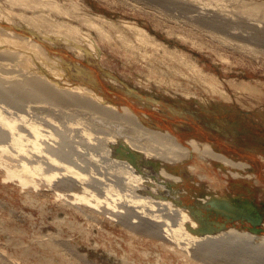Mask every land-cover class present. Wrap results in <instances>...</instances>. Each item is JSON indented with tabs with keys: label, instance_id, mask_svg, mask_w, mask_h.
Returning <instances> with one entry per match:
<instances>
[{
	"label": "rangeland",
	"instance_id": "rangeland-1",
	"mask_svg": "<svg viewBox=\"0 0 264 264\" xmlns=\"http://www.w3.org/2000/svg\"><path fill=\"white\" fill-rule=\"evenodd\" d=\"M133 24L143 28L148 36L139 34ZM0 30V35L7 31L13 40L1 47L0 63L4 61L7 70L17 73V81H23L20 71L36 69L59 88L80 86L90 90L118 115H92L90 111L79 114L74 108L39 99L24 100V108L31 104L50 107V114L44 112L46 108L38 112L51 117L56 127L70 122L84 129L95 140L91 144L99 147V152L92 145L81 150L87 161L78 160L81 167L74 168L89 179H85V184L70 188L64 183L69 176L60 175V180L53 178L48 182L36 175L40 190L32 186L21 188L17 180H2L6 175L4 165L16 167L15 162L19 164L22 156L17 151L15 154L12 147L8 148L14 153L6 152L19 154V158L0 152V161L9 158L7 163L2 161L5 169L0 162V264H264V247H234L222 255L218 250L213 256H202L198 246L170 249L172 242L155 232H144L142 222L126 226L123 218L116 217L124 214H110L122 209L116 203L120 202L118 197L127 193L122 191V184L116 186V178L117 183H124L118 180L124 178L122 175L129 181L133 177L138 180L142 168L150 167L151 184L158 181L169 188L158 192L160 197L187 209L198 219L206 218L216 227L206 234L232 228L241 233L247 231L254 244L264 239V0H0ZM37 59H42L43 66ZM7 102L11 101L0 95V110L7 108ZM124 108L135 112L133 119L149 130L174 135L189 152L179 159L168 156L170 152L165 147L158 148L161 156L139 154V150L123 142L131 139L135 145H142L144 141L142 147L149 149L155 144L147 145L151 136L137 127L136 136L134 131V138L131 136L135 126L127 124L133 120L124 118ZM10 110L12 114L16 111ZM88 115L103 118L93 120ZM118 124L121 129L128 127L127 134L123 136ZM111 133L117 140L111 144L113 149L105 141L112 138ZM70 134L66 133L68 150L70 142L76 145L77 140ZM190 140L199 146L209 144L231 165L221 159L202 157L191 148ZM152 148L155 150L156 146ZM126 151L131 166L126 164L128 158L122 160L124 153L127 157ZM9 162L14 163L11 166ZM41 166L44 170V164ZM132 166L137 177L129 171ZM161 170L171 177L177 173L178 179L162 176ZM89 175L102 177L118 190L107 199L112 204L109 214L106 209L105 214L101 212L105 202L97 206L94 198H89L94 193L99 198L104 196L95 189ZM61 180L64 184L55 182ZM82 185L87 187L85 194H90V204L79 200L74 204L73 193L85 195ZM212 194L242 206V212L230 214L233 212L225 204L222 209L221 204L201 201ZM127 195L124 198H129ZM246 214L255 217V221Z\"/></svg>",
	"mask_w": 264,
	"mask_h": 264
},
{
	"label": "bare ground",
	"instance_id": "bare-ground-1",
	"mask_svg": "<svg viewBox=\"0 0 264 264\" xmlns=\"http://www.w3.org/2000/svg\"><path fill=\"white\" fill-rule=\"evenodd\" d=\"M132 27L134 29H137L139 34H141L143 36H146V35L148 36V34L145 32V30L143 28L137 26L136 24H133ZM2 32H3V30H2ZM6 32H5V35H3L2 33H1V35H3V36L0 35V49L4 48L3 46H5L4 45L5 42H12L13 41V40L9 39V38H11V36L6 35ZM7 37H8V39H7ZM26 41H28V40H26ZM26 41H24V42H26ZM22 45H23V43H22ZM1 47H3V48H1ZM46 59L48 60L49 58H46ZM50 60H49V62H50ZM41 61H42V59L38 60V62H40V63H41ZM44 62H45V59H44ZM52 63H53V61H52ZM5 64L6 63L4 61L0 63V95L4 99H7L8 101H11V102L10 103L7 102L8 103V106H7L8 109L5 108V106H4L3 108L1 107L2 109L0 110V152H1V154H3V152L5 154L8 153L7 156L11 155L14 158V155L16 154V151H17V153H19L22 157H20V159H18L19 162H20L19 164H17V162H15L16 163V167L14 165V168L10 167V166H8L6 164H5L6 166L4 165V163H7V160L9 159L8 157H7L8 159L2 160V161H4V163H2V161H0L2 163V168L5 169L4 167H6V170H5L6 172H4L6 175L4 174L5 177L2 180H4V181H6V180H8V181L9 180L10 181L11 180H17V182L21 186V188H27L29 186H32L36 190L39 187V184L36 182V179H34V176H36V175L40 176V177L37 176L38 178H41L43 180L46 179V181H48V182L49 181L51 182L53 178H58L59 179L60 175H62L63 177H66V176L68 177L69 176L68 178H65V179L63 178V179H64V183L67 184V186H68V184L71 185V187L68 186L70 188L77 187L78 184H83V183L85 184V179L87 178L86 175H83L81 172L77 171L76 168H74V167L76 166L77 169L79 167H81V165L79 164L80 161L78 162V160H81L83 163H85L87 161L86 157H85V154H82V153H84V152H82V151H84L82 149L84 147L85 148H87V147L92 148L89 145H92L91 142L95 141V140L94 139H90L88 137L89 133L86 134L84 129H80L81 127L79 128L76 125L74 126L73 123L69 122V124H67V125L66 124H64V125H60L59 124L56 127V124H55L56 122H54L51 119V117L47 118L48 116L44 115L43 111H41V114H43L44 116H41L40 113L38 112V110H42L43 108H46L47 111H44V112H46L47 114H50L51 113L50 112L51 111L50 107H48L46 105H39L38 104V106H37V105H34V104L32 105L31 104L30 106H27V107L24 108V105H25L24 100H26V99L28 100V99H31V98L39 99V100H41L43 102H46V103H49V104H53V105H57V106H63V107H68V108H74L75 111H77L79 114L80 113L84 114V111H86L87 113L90 111V113L93 112L92 115H94V113L95 114L98 113V115L99 114L108 115L110 113L111 114L114 113L115 112L114 109H112L111 107H109L106 104H104L105 100L101 99L95 93H90L89 92L90 90L89 91H85V90H87L86 88H85V90L83 88H80V86L79 87H73L72 86V88L71 87L70 88H64V87L63 88H59V86H57V83L49 82V80H46L48 78L45 79L42 75L39 74L40 73L39 71L38 72L36 71V69L34 71H26V72L25 71H20V73L21 72L22 73L19 74V75H20V78L21 77L23 78V81L19 82V81L16 80V77H15V75H17V73L16 74H12L13 71L7 70V67H6L7 64L6 65ZM41 64L43 66V63H41ZM44 65H45V63H44ZM50 65H52V64H50ZM53 70H55V68H53ZM53 70H50V71L52 72ZM46 71H49V70H46ZM57 72H59V71H57ZM60 73H61V71H60ZM55 74H57V73H55ZM55 74H54V76H55ZM22 78L20 80H22ZM89 89H91V88H89ZM13 105L16 106V107H13ZM10 107L13 108V111H15L14 109H16V111L13 114L11 113L12 110H10V109H12V108H10ZM124 110H125V111H123V113H125L124 114L125 115L124 118H126L128 121L129 120H133V121H131V123H127V124H132L133 126H135V129L133 127L134 130L130 127V130L132 129V131H130L128 129L130 131V134H132L131 136L134 138L133 133H131V132L134 131V135H135V132L136 133L138 132L137 128H139V130H141L140 132H142V130H143L144 132H146V134L151 136L149 139L147 138V140H148L147 145L149 144V146H151L150 144L153 143L155 145H152V146H156V149L153 150L154 147L151 149L152 146L150 147V149L148 147L146 148V146L142 147V145L144 144V141H143L142 145L139 144L140 146L137 144L138 142L135 145L134 141L131 140V139L129 140L128 143L126 141L123 142V143H126L127 145H129L131 147H134L136 150H139L138 151L139 154L140 153L141 154H145L147 157L148 156H152V155H160L161 156V152H160V150H158V148L159 147L160 148L165 147L168 150L167 152H170V154L168 153L169 154L168 156L171 155L173 158L179 159V157L184 155L186 152H189V148L186 147L185 145H183L184 143L183 144L180 143V141L177 140L174 135L171 136L167 132H160V131L157 132V131H154V130H151V129L149 130L148 128L142 126L140 123H137L136 120H134L135 118L133 119V115L135 114V112L131 111V109H129V108H124ZM3 112H5L7 114H3ZM64 113H66V112L64 111ZM90 113H88V114H90ZM115 113H116L115 116L118 118L117 112H115ZM66 115H68V114H66ZM85 115H87V114H85ZM100 116L99 117L96 116L98 118V120L101 117L103 118V116H101V117ZM115 116H112V117L115 118ZM88 117H90V116L88 115ZM96 117L92 116L90 118L93 119V118H96ZM107 120H108V117H107L106 121ZM116 120L118 121L119 119H115V121ZM134 121H135L136 124L134 123ZM119 124H118V127H120ZM137 124H139V125H137ZM139 126H141V127H139ZM123 128L121 129V127H120L119 130L123 131L122 133H123V136H124V134H127L126 130H127L128 127L125 128V129H123ZM104 131H105V129H104ZM87 132H89V131H87ZM100 132H101V130H100ZM66 133L67 134L68 133L69 134L72 133V134H74L73 137L75 136V138H77V140L74 141V143L76 145H72L73 143L70 142L71 145H69L70 146L69 150L66 149L67 146H68V142H69V141H67L68 138L66 137ZM106 134L108 135L107 132H105V135ZM112 134L113 133H111V135ZM128 134H129V132H128ZM164 134H166V136ZM109 136H107V137H109ZM69 137H71V136H69ZM73 137H72V139H73ZM111 137H112L111 139L107 138L105 140L107 142L106 145H108V144L109 145H111V144L114 145V144L117 143V140L114 138V136L112 135ZM137 138H140V137H137ZM89 139L91 141H89ZM102 140H104V139H102ZM144 140H146V139H144ZM51 141H54V142H51ZM98 141H100V139ZM139 141H140V139H139ZM122 144H120V145H122ZM189 144L191 145V148L194 151H197L198 153H200L201 156L202 155L205 156V157L208 156V157H212L213 159L217 158V160L221 159L223 162H225V163L227 162V163L230 164V160L229 159H227L223 155H220V154L216 153L209 146V144L199 146V144L196 143L195 140H190ZM118 145H119V143H118ZM92 146H94V145H92ZM123 146H124V144H123ZM8 147H10V148L12 147V149L15 150V154L14 155L11 154L13 150L11 151ZM27 148H30V150L27 149ZM94 148H95V146H94ZM96 148H97V146H96ZM98 148H97V151H98ZM127 148H129V147H127ZM134 148H129V149L132 150ZM112 149H113V146H112ZM6 150L10 151L11 153L6 152ZM105 151H108V150H105ZM117 152H119V151H117ZM132 152H133V154L135 153L134 151H132ZM13 153H14V151H13ZM87 153H88V151H87ZM107 153L110 154V151H108ZM112 153H113V150H112ZM126 153H127V151H126ZM198 153H196L194 155H197ZM98 154H96V155H98ZM18 155L17 156L15 155L16 158H19ZM124 155H125V153H124ZM124 155H123L122 160L124 158H126V159L128 158V161L126 160L127 161L126 164H130V166H131V163H130L131 160H130V158L128 156V153H127V157H124ZM131 155H132V153H131ZM88 156H89V154H88ZM140 156H142V155H140ZM142 157H145V156H142ZM198 158L196 157V159H198ZM10 159H11V161H14V160H12V157ZM140 159H141V157H140ZM158 159H160V158H158ZM122 160L120 161L121 163H122ZM26 161L27 162L29 161L28 163H30V164L32 162L38 163V164L32 165L33 164L32 163L31 166H29ZM96 161H98V159L95 160V162ZM160 161L161 160H159L158 162H160ZM1 163H0V166H1ZM9 163L13 164L14 162H9ZM105 163H107V162H105ZM132 163H134V162H132ZM137 163L139 164L138 160H137ZM12 164H11V166H12ZM41 164H44V168H45L44 170H43V167H42L43 165L41 166ZM157 164L158 163H156L154 165L156 166ZM3 165H4V167H3ZM17 165L20 166V168H18ZM148 165H150V164L148 163ZM195 165H197V164H195ZM232 165H235V164L232 163ZM139 166H141V164ZM181 166H183V165H181ZM187 166H189V165H187ZM192 166H194V165H192ZM239 166L241 167V165H239ZM107 167H109V166H107ZM132 167H130V168L128 167V168H129V171L131 170L132 173H133V172H135V169H134V167L133 168ZM122 168H124V165L122 166ZM149 168L148 167H144V168H142L143 170L141 169L142 170L141 172L139 171L141 173V178H143V180H140L141 178H139V176L138 177L136 176L137 175V173H136L137 171L135 172L136 174L134 176H136L138 180H136V178L134 179V177L131 175L133 178L130 179V181H131L130 182L129 180L124 179L126 175H122V174L121 175L124 176V178L121 177L119 174H116V175L117 176L119 175L118 177L119 178L121 177V178L118 179V180H120V181L124 180V183H117L116 182L117 178H116L115 175L114 176L116 178V181L113 180V179L111 180V181H115L114 183L117 184L116 186H120L122 184L121 185L122 191L124 190V191H126L128 193V195L126 193L125 196L127 195V197H129V198H124L125 196L124 197H122V196L118 197L119 200H117V201H120V202L116 203V204H119V205H116V207H119V208H122V209L119 210V211L118 210L111 211L112 213L110 212V214L115 215V216L118 215V214L119 215L120 214H124L122 216H116V217L117 218L119 217L121 220L123 218V221H125V222H122V223H124V224L127 223L126 226L127 225L128 226L129 225L133 226L132 225L133 223L136 224V222H140V223L142 222L143 226L146 228V230L143 228L145 230L144 232H146L147 230L149 231L148 233H150V232L154 233L155 232L154 234H156V233H157V235L159 234L160 236L159 235L158 236L160 238H162L163 240L165 238L168 241L172 242L174 245L172 244L173 245V246L171 245L172 247L169 246L170 249L171 248L173 249V247H175V246L187 249L188 245H189V247L191 245H195V246L200 247L202 256H207V255L213 256V255L216 254V251H218V250H219L220 254L222 255V253L225 254V252H227L229 249H234V247H240V248L249 247V248H254V249H256V246H260V247H258L259 249L261 247H264V239H261L260 241H258L257 244H254L252 235L249 234V233H246L247 231L241 233L242 231L239 232L237 230L229 228V230L227 229V231H223L222 232V231H218V229H217L218 233L215 232L216 231L215 230L214 233L206 234L208 232L210 233L213 230V228H216V227L211 226L212 223L207 221L206 218L199 217V219H198V218L195 217V215H192V213H190L187 209H184L183 207H179L175 203L160 197V195H158L157 193L158 192H163L164 190H166V188L168 186L165 187V185L161 184V182H158V181H156L155 183L151 184V181L153 182V180L151 179V181H150L149 179L153 178V176L150 174V169ZM161 169H163V168H161ZM235 169H236V167H235ZM239 169H241V168H239ZM122 170L123 169H121V171ZM109 171H111V170H109ZM124 171L127 172L128 170L124 169ZM174 171H175V169H174ZM96 173H98V172H96ZM116 173H119V172H116ZM121 173H123V171ZM129 173L132 174L131 172H129ZM140 173H138V174H140ZM142 173L145 176H143ZM161 173H162V176H170L171 177V175L168 174L167 172H165L164 170ZM98 174H100V173H98ZM233 174H234V170H233ZM127 175H129V174H127ZM176 175H177V173H176ZM74 176H76L79 179L75 178ZM90 176L91 175H89V178H90ZM175 176H173L174 179H178V177L177 176L175 177ZM37 177H35V178H37ZM173 177H171V178H173ZM129 178H130V176H129ZM37 180L39 181V179H37ZM78 180L81 181V182H79ZM86 180L88 181L89 179H86ZM91 180L96 185L95 189L99 193H101V194L103 193L104 196H103V198H99V197H97V195H95V193L90 195L89 192H88V195L91 196V197L89 196V198L90 199L94 198V200L96 201L95 205H97V206L99 205V203L101 204V202H105V204H104L105 207L103 206L104 207L102 209L103 211H101L103 214H105L106 210L108 211V209L110 208V205H112V204L108 203L107 199L109 197H111V195H113V197H114V195L116 194V193L114 194V192L118 191V190H116L113 187L112 183L111 184H107L108 182L106 183V181L104 179H102V177L91 176ZM125 180L128 181V182H125ZM76 181H78V182H76ZM55 182H58L59 184L63 183L62 180L60 182L59 181H55ZM118 184H120V185H118ZM88 186H89V184H88ZM80 187L83 188V193L87 194V187L83 186V185L80 186ZM183 188H185V187H183ZM167 189H169V188H167ZM38 190H40V189H38ZM90 193H92V191ZM86 194L85 195H82V194L78 195L77 193H75V194L73 193L72 196H73V199H74V204H75V200H79V201L84 202L86 204L87 203L90 204L91 201L87 197L88 195H86ZM57 195H60V194H57ZM117 195H119V194H117ZM201 201H204L205 203L209 202L210 204H212L214 206H216L217 203L221 204L222 205L221 206L222 209H224V208H226V206H228L229 210H231L229 212H233V213H230V214H234V213L236 214V212H237V214H239V213L242 212L241 209H240V207H242V206H238V205H236L233 202L228 203L226 198H224V197L221 198L218 195L217 196H213V194H212V196H208L206 198H203V200H201ZM248 204L246 206H248ZM113 208H115V207H113ZM119 208H116V209H119ZM104 209H106L105 212H104ZM123 209H124V211H123ZM109 210H112V209H109ZM229 212H228V214H229ZM108 214H109V211H108ZM246 215H247L248 218H250L251 220L255 221V217L251 216L250 214H246ZM131 218H133V221L132 220L130 221ZM120 223H121V221H120ZM119 225H121V224H119ZM218 225H221V224H218ZM142 227H141V230H142ZM225 229H226V226H225ZM238 229H241V228H238ZM135 236H136V234H135ZM181 242H182V244H180ZM217 248H219V249H217ZM179 251H180V249H179ZM247 252L248 251H246V253ZM176 254H179V253L176 252ZM180 256H182V255H180ZM244 256H245V254H244ZM244 256H242V257H244ZM260 256H261V254H260Z\"/></svg>",
	"mask_w": 264,
	"mask_h": 264
}]
</instances>
